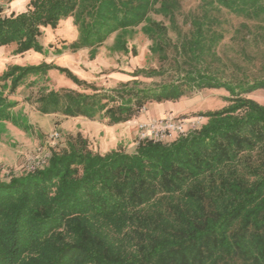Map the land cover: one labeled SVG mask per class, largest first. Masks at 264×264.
<instances>
[{
    "label": "trees",
    "instance_id": "1",
    "mask_svg": "<svg viewBox=\"0 0 264 264\" xmlns=\"http://www.w3.org/2000/svg\"><path fill=\"white\" fill-rule=\"evenodd\" d=\"M180 12V0H31L24 13L0 11V48L15 44L17 54L43 53V29L73 18V52L119 34L128 53L122 35L141 28L150 52L165 62L175 52L178 67L169 83L144 87L135 79L110 91L57 66L12 67L0 76V124L30 130L27 118L14 116L17 103L6 91L52 69L92 94L43 93L39 112L100 118L108 126L194 92L230 94L229 106L204 114L205 125L172 143L140 142L133 155H101L77 135L47 167L0 179V264H264V105L249 98L264 91V78L233 83L213 70L226 37L218 14L264 27V0H200L186 34L176 22ZM152 15L170 21L176 41ZM170 74L142 69L131 76Z\"/></svg>",
    "mask_w": 264,
    "mask_h": 264
},
{
    "label": "rangeland",
    "instance_id": "2",
    "mask_svg": "<svg viewBox=\"0 0 264 264\" xmlns=\"http://www.w3.org/2000/svg\"><path fill=\"white\" fill-rule=\"evenodd\" d=\"M30 1L0 0L1 16L26 12ZM180 4L181 12L177 15L176 22L186 34L190 29V13L197 10L200 0H180ZM218 15L226 37L216 50L221 63L215 64L213 70L218 72L221 79L233 83L239 81L251 83L263 79V25L237 18L227 12ZM151 18L153 21L164 23L170 30L169 38L173 41L177 40L168 19L158 15H152ZM120 36L114 34L104 45L93 50L83 49L73 52L70 46L78 40L79 34L74 25V19L70 18L62 21L57 29L51 27L43 29V35L39 38L43 53L30 50L17 54L15 44L0 48V76L12 67L57 66L70 70L75 77L90 86L105 91L113 90L120 84L135 79L144 87L162 82L169 83L176 79L174 72L178 67L175 52L170 53L168 61H162L150 52L152 42L139 28L122 35V41L126 43L129 50L125 53L117 44ZM134 52L137 54L134 55ZM92 54H94L93 59H91ZM142 69L150 71L169 69L172 74L161 79L131 76ZM8 84L10 86V83ZM61 90L92 94L91 90L77 86L66 75L53 69L48 70L46 75L30 76L15 92L6 91L9 100L17 103L13 110L14 116L18 119L27 118L31 128L25 131L12 123L0 124L1 180L9 181L13 176H21L47 167L52 153L64 150L67 141L70 138H76L77 135H81L88 141L89 149L94 154L106 155L119 151L133 155L140 144L137 127L141 124L165 119L182 121L188 134L199 130L207 123V119L203 117L204 114L229 106L227 98L230 97V94L224 90H203L191 93L178 102L150 104L134 119L137 120L134 136L130 129L127 131L119 125L108 126V120L72 118L59 113L44 115L39 112L37 100L41 94ZM249 98L264 105V91L255 92ZM162 112H165L164 116L138 122L142 115L150 113L157 116Z\"/></svg>",
    "mask_w": 264,
    "mask_h": 264
},
{
    "label": "built area",
    "instance_id": "3",
    "mask_svg": "<svg viewBox=\"0 0 264 264\" xmlns=\"http://www.w3.org/2000/svg\"><path fill=\"white\" fill-rule=\"evenodd\" d=\"M140 142L167 143L179 136L186 135V129L182 121L152 120L138 127Z\"/></svg>",
    "mask_w": 264,
    "mask_h": 264
},
{
    "label": "crops",
    "instance_id": "4",
    "mask_svg": "<svg viewBox=\"0 0 264 264\" xmlns=\"http://www.w3.org/2000/svg\"><path fill=\"white\" fill-rule=\"evenodd\" d=\"M147 114L148 115H142V118L138 119V122H140V121L144 122V121H147L148 119H153V118L164 116L165 112L159 113L157 116H155V114H150V113H147ZM119 126L127 129V131L130 129V131L132 132V135L133 134H134V136L136 135V132H134V131H135V127H137V120H133V121H130L128 123L121 124Z\"/></svg>",
    "mask_w": 264,
    "mask_h": 264
}]
</instances>
